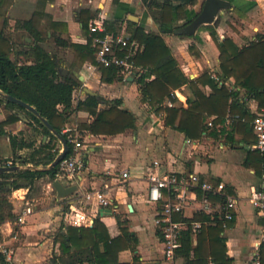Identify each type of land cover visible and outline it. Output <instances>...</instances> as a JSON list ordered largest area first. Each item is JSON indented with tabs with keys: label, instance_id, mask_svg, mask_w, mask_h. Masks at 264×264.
<instances>
[{
	"label": "crops",
	"instance_id": "1",
	"mask_svg": "<svg viewBox=\"0 0 264 264\" xmlns=\"http://www.w3.org/2000/svg\"><path fill=\"white\" fill-rule=\"evenodd\" d=\"M227 1L231 2L230 8L214 22L200 25L193 34H181L176 30L197 14L199 1L185 5L186 18L175 20L171 32H160L177 66L189 80H197L208 73L222 85L220 52L212 35L220 40L230 37L238 47L264 35V0ZM167 3L175 5L180 1ZM35 12L42 13L44 23H55V35L66 27L67 32L61 37L78 46L89 45L93 50L95 63L92 64L84 56L85 50L58 45L53 38L54 29H49L47 38L40 42L45 51L59 59L60 71L66 69L68 75L81 76L72 94L75 110L62 130L72 128L80 134L82 145L77 149V158L81 160L82 168L72 180L58 179L65 186L77 187L66 197L57 195L52 185L56 178L51 179L48 174L35 177L32 182L16 176L7 177L6 188L11 191L0 192V196H7L11 217L0 221V244L11 251L12 261L2 264H107L102 262L114 260L117 246L121 249L115 255L117 264H184L185 258L177 254L178 249L173 259L165 257L163 237L155 223L160 205L147 200L148 174L167 171L177 175L196 173L202 182H223L225 193L235 200L234 217L226 221L225 226L222 221L221 235L227 255L232 258V264H252L257 257L261 262L264 215L249 202L253 189H264V154L254 148L255 135L251 131L256 112L264 111L257 101L241 89L239 98L245 111L237 119L241 123L229 121L227 114L211 133L214 116H205L207 130L199 139H190L165 123L166 112L157 113L141 100L137 79L145 71L143 68L136 65L127 75L121 70L120 79L104 82L102 71L105 68L97 64V45L90 32L93 20L103 18L105 32L100 35L130 36L131 30L137 27L145 32H159L157 18L160 11L152 3L147 5L142 0H3L0 34L10 40L12 56L19 63L32 61L25 51L36 42L26 29L17 26V22L30 19ZM138 43L142 50L143 45ZM225 84L229 89H238L233 78ZM198 86L205 95L213 92L208 84L198 82ZM88 94L98 96V110L108 108L119 99L120 108L134 114V127L113 135L93 134L81 129V125L94 120L88 111L76 109L78 101ZM172 94L174 100L165 99L164 107L186 108L189 100L195 99L189 84L182 85ZM6 101L9 100L0 95V166H18L19 169L2 173L51 170L50 165L63 149L62 140L41 121L53 136L46 134L43 127L26 113V108H11ZM8 114L16 116L17 120L3 124ZM59 133L66 140L62 131ZM54 151L58 153L45 164L47 153ZM55 167L57 172V165ZM122 171L129 173L125 181L120 179ZM15 180L20 187L12 188ZM93 190H104L112 204L100 207L95 202L85 201L82 195ZM194 192L195 195H190V203L181 212L173 213V219L189 223L201 213L211 220H222L200 211L201 190L194 188ZM169 196V190L164 189L163 198ZM209 198L222 200L213 195ZM78 212H84L88 221L70 224L69 219ZM95 221L102 224L98 241L97 232L89 230ZM112 239L116 240L115 247L108 252L105 241ZM192 239L195 244L196 235ZM208 264L217 263L209 260Z\"/></svg>",
	"mask_w": 264,
	"mask_h": 264
},
{
	"label": "trees",
	"instance_id": "2",
	"mask_svg": "<svg viewBox=\"0 0 264 264\" xmlns=\"http://www.w3.org/2000/svg\"><path fill=\"white\" fill-rule=\"evenodd\" d=\"M2 1L0 0V4ZM195 2L196 0H189L172 5L167 2L154 1L152 6L160 11L157 18L160 21V31L145 32L142 28L137 27L132 29L130 34L131 39H137L143 45L142 50L139 45V49L133 57L134 63L145 70L137 79L141 90V100L155 108L157 113L166 112L165 123L183 132L190 139H199L201 134L207 130L205 116H214L212 133L216 130V125L224 121L227 114L232 117L239 113L237 119L241 114H244L245 111L239 98L241 89H245L246 94L257 101L258 107L264 109V35L242 47H238L230 37L220 40L212 35L220 52L221 73L219 78L223 81L222 85H218L208 73H204L197 80H189L177 66L176 60L170 54L160 32H171L173 30L171 25L175 20L186 18L185 5ZM54 25L55 23L51 21L44 23L40 12H35L28 20L17 22V26L26 29L36 42L25 51V55L32 58L30 63H19L14 59L10 40L0 34V90L34 106L41 117L47 119L55 130L61 132L66 119L75 110L72 104V94L79 82L68 74L62 75L59 70V59L45 51L40 42L47 38L49 29H54L53 38L58 45L85 50L84 56L92 64L95 63V59L92 57L93 50L89 48V45L78 46L61 37L62 33L67 32L66 27L59 31V35H55ZM121 70L117 66L103 69L102 80L112 82L120 79ZM152 75L154 77L148 80L147 78ZM230 78L234 79V86L238 88L237 90L229 89L225 84ZM198 82L202 85L208 84L213 92L205 95L199 88ZM184 84L190 85L195 99L189 100L186 108L164 107V100L168 98L173 101L172 92ZM6 102L11 108L25 110L16 103ZM98 104L99 98L93 94H88L84 100L78 101L76 109L88 111L94 116V120L81 125V129H86L93 134L113 135L134 127V114L127 109L120 108L121 101L119 99L105 109L98 110ZM26 113L34 122L43 127L46 134L53 136L39 117L27 110ZM15 120H17L16 116L8 114L3 124L12 123ZM235 123L241 122L237 120ZM67 144L69 149L66 155H69L72 145L68 142ZM57 153L58 151L47 153L43 162L45 164L50 162ZM55 173L56 167L43 171L25 170L0 173V192L11 191L6 188L7 177L16 176L17 179L32 182L35 177L47 174L51 179H55ZM20 186L17 180L12 181V188ZM10 209L11 204L7 196L1 195L0 221L11 217ZM193 220H200L203 224L196 234L195 244L192 239L194 234L190 229H187L182 236L181 247L178 248L177 254L185 258L184 264H208L209 260L217 264H232V258L227 255L225 240L221 235L224 230L222 220L218 218L211 220L208 215L201 213L196 214ZM101 226L99 221H95L89 229L97 232V241L101 239L99 236ZM79 230L83 234L84 229ZM115 242L114 239L111 242L105 241L108 252H111L115 247ZM262 248L263 255L260 263L264 264V245ZM119 250H121L120 246H117L114 250V260H106L102 263L117 264L115 255Z\"/></svg>",
	"mask_w": 264,
	"mask_h": 264
},
{
	"label": "built area",
	"instance_id": "3",
	"mask_svg": "<svg viewBox=\"0 0 264 264\" xmlns=\"http://www.w3.org/2000/svg\"><path fill=\"white\" fill-rule=\"evenodd\" d=\"M90 32L95 45L96 60L102 68L117 66L122 69L124 75L130 74L136 64L133 61L134 54L139 49V43L136 39H131L126 35H114L105 33L103 18L94 19L90 24ZM237 116L229 117V121H234ZM212 123L209 122V125ZM253 134L255 135L254 148L264 153V111L256 112L251 121ZM68 143L72 145V153L65 155L57 163L56 179L66 178L72 180L82 168V162L77 158V149L81 147L82 141L80 134L76 129L65 128L62 130ZM129 173L122 171L120 175L121 181L128 178ZM149 187L147 190L148 202L159 204L156 225L163 237L165 245L164 255L167 259H173L175 252L181 247V239L185 230L190 229L196 235L202 226V222L198 220L189 223L176 221L172 215L174 212H181L183 208L190 203L191 194L194 193V188L201 190L200 211L212 215V217H220L223 225L226 221L234 217L232 209L235 208V200L232 196L227 195L224 191L225 184L223 182L210 183L201 181L196 173L177 175L173 171H167L162 174H148ZM167 189L170 196L163 198V190ZM221 197V201H212L209 196ZM85 201L95 202L97 206L106 207L112 204L110 198L104 190H93L84 193ZM195 200V196L194 199ZM249 202L262 215H264V189H253L249 196ZM88 221L84 212H78L74 218L69 219L70 224H78ZM8 249L0 244V264L3 262H11V256ZM252 264H261L257 257Z\"/></svg>",
	"mask_w": 264,
	"mask_h": 264
},
{
	"label": "water",
	"instance_id": "4",
	"mask_svg": "<svg viewBox=\"0 0 264 264\" xmlns=\"http://www.w3.org/2000/svg\"><path fill=\"white\" fill-rule=\"evenodd\" d=\"M144 3H147V5H150L154 1H171V0H142ZM180 2H186L189 0H179ZM193 1V0H191ZM200 3V10L197 12V14L184 26L179 29H177V33L181 34H193L195 30L202 24H209L214 22L218 15L222 14V12L231 7V2L227 0H196ZM136 18V17H135ZM62 75L67 74L66 69L61 70ZM72 78L79 81L81 76L79 74H69ZM0 95L5 97L7 100L12 101L14 103L19 104L20 106L26 108L27 110L34 113L37 117L40 118V120L44 123L46 127H48L50 130H52L63 142V149L62 151L57 155L55 160L50 165V168H53L57 165V163L62 159L68 152L69 146L64 139V137L57 132L54 127L50 124V122L45 119L44 117H41L39 112L36 110V108L12 95L5 94L0 91ZM19 169L18 166H0V173L7 172V171H14ZM53 188L56 190L57 195L59 197H66L69 194H71L77 187L76 185L71 186H65L63 183L60 182V180L56 179L52 183Z\"/></svg>",
	"mask_w": 264,
	"mask_h": 264
},
{
	"label": "rangeland",
	"instance_id": "5",
	"mask_svg": "<svg viewBox=\"0 0 264 264\" xmlns=\"http://www.w3.org/2000/svg\"><path fill=\"white\" fill-rule=\"evenodd\" d=\"M192 11H194V10H192ZM17 41H18V42L21 41V40H20V37H18Z\"/></svg>",
	"mask_w": 264,
	"mask_h": 264
},
{
	"label": "flooded vegetation",
	"instance_id": "6",
	"mask_svg": "<svg viewBox=\"0 0 264 264\" xmlns=\"http://www.w3.org/2000/svg\"><path fill=\"white\" fill-rule=\"evenodd\" d=\"M187 24V23H186ZM186 24H184L183 26H181V27H184ZM181 27H179V28H181Z\"/></svg>",
	"mask_w": 264,
	"mask_h": 264
}]
</instances>
